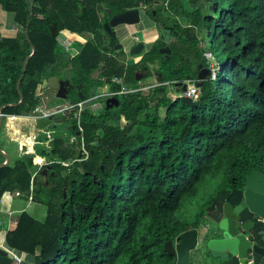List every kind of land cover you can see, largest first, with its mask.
Masks as SVG:
<instances>
[{"label": "trees", "instance_id": "trees-1", "mask_svg": "<svg viewBox=\"0 0 264 264\" xmlns=\"http://www.w3.org/2000/svg\"><path fill=\"white\" fill-rule=\"evenodd\" d=\"M124 1L125 9L145 0ZM0 10L13 15L19 30L0 35V109L6 106L0 166L7 162L5 154L10 160L0 168V208L6 193L47 208L43 220L38 209L22 211L17 228L6 234V248L26 255L27 264H175L181 234L199 228L206 215L220 219L227 202L243 203L251 170L264 172V0H165L155 8L156 16L153 10L148 15L165 30L163 38L175 36L173 53H160L168 46L162 39L141 61L146 70L157 68L163 85L148 94L114 95L120 104L112 109H86L72 122L71 144L54 141L50 153L46 148L25 157L17 152L18 138L11 139L7 152L1 137L4 131L23 135L21 127L32 124L20 116L40 104L45 76L70 80L69 100L79 103L82 95H97L108 78L137 87L138 66L122 69L110 57L116 42L99 33L103 22L98 12L81 0H0ZM63 32L95 39L72 44L69 53L58 39ZM34 49L19 104L18 84ZM103 70L101 79H93ZM202 70L210 77L194 106L170 98L164 84L177 83L172 87L179 90ZM110 84L112 91H120L121 86ZM28 136L30 141L32 125ZM83 141L89 157L76 163ZM45 162L52 163L42 168L48 170L47 182L39 174L31 193V181ZM221 172L227 180L196 223L182 220L177 209L197 196L207 176ZM261 231L264 223H258L256 232Z\"/></svg>", "mask_w": 264, "mask_h": 264}, {"label": "crops", "instance_id": "crops-1", "mask_svg": "<svg viewBox=\"0 0 264 264\" xmlns=\"http://www.w3.org/2000/svg\"><path fill=\"white\" fill-rule=\"evenodd\" d=\"M122 1H123V9H124L125 1L124 0H122ZM164 3H165V0H145L144 2L143 1L140 2L138 7L125 8V11L132 10V9H140V22L139 23L134 24V26H125V24H124V26L127 27V28H133V31L128 33L130 35L128 38H129V40L132 38L131 39L132 41H130V44H129L128 47L125 46V45H122L121 43L117 46V42L118 41H115V40H117V39L120 40V36L121 35L118 32V36L116 35L115 38H112V40L116 42L115 43L116 46L114 45V47H113L114 51L110 55V57L114 58L120 64V67L122 69L131 67V66L132 67L133 66L134 67L138 66L137 71L135 72V78H136V80L139 83L142 81L141 80L142 79L141 76H143V75L146 76L147 79L150 78V72L152 71V69H154L155 77L157 78L158 82L160 83V77L158 76V73L156 72L157 68L155 66L149 65L148 69L146 70V69L143 68L145 66L141 65V61H142L143 57L152 50V48L154 47V45L158 41L164 39V40H166V43L168 44L167 47H164V48H162V50H160V53H162L163 55H166V56H170L173 53L172 45H173V43L176 40L175 36L174 35L170 36L169 34H167V28H166L167 36H166V38H163V37H165V35H164L165 30L163 28H160L159 24L157 23V21L148 15V12L153 10V15L156 16L155 8H158V7L162 6ZM191 7H193V6L191 5ZM0 11H1L0 12V19H1L2 17L5 16L6 13L4 11L2 12V10H0ZM207 13H209V12L207 11ZM10 15H12V14H10ZM171 17H172V14L169 15V18H171ZM12 18H13V15H12ZM177 19L179 20L180 24H182L183 27H187L188 26V23L186 21H183V18H181L179 15H177ZM170 28H173L172 20H170L169 29ZM9 31L15 32V29H11ZM16 31L18 32L19 30L16 28ZM7 32H8V30L5 29L4 24H2L0 22V35L4 36V35H6ZM94 36L95 35H92V34H87L86 36H80L79 34H76V33H71V32H65L64 33L63 32L61 35H59L58 39H59V41L62 42L63 46H65L67 49H69V53H73L72 52L73 48L72 47L70 48V46L72 44H74L76 42H81L83 44H87V43H89V41L95 39ZM64 38L67 39L66 43H64ZM136 42H142V43H144L146 45L145 50L143 51V53L139 55V56H141V58L138 61L135 60V58L139 57V56L130 57L129 56V52L125 53V51L127 49L129 50L130 47ZM118 47H122V48L118 50ZM168 50L170 51L169 53H163V51L168 52ZM122 51H124L125 56H127V58H125L126 60L128 59L126 63H125V59H124V61H120V58H123V56L117 58ZM200 69H201V67H200ZM141 70H143L144 72H142ZM104 74H105V70L99 71L95 75H93V79L99 80V79H101L104 76ZM53 77H56V76H53ZM50 78H52V77H49V79ZM56 78H58V77H56ZM58 80H59V78H58ZM62 80H65L63 82L69 83V86L71 87L70 90L68 89L69 93H68V97L66 99L58 97V95H57L58 94V90L51 89L50 87L47 86L49 88V91L54 94V99L52 101H50V102L47 101L46 97H44V93H47L49 91L44 89V92L41 93L40 104L32 111L31 114L20 116V118L32 120V124L31 125H32V128H33V136L35 134H37L40 130L44 129L46 127V125H50L51 129L57 131V137H56L57 139H55V142L56 141H63L64 142V146H65V144H66V146H68L70 144V142L68 140L59 139V136L64 135L66 137L67 135H69L71 137L70 128L72 127V125H73L72 122L74 120H67V119H64L62 117H58V118L55 119L56 124H52V121H49V120H41V121H39L37 123L34 120V115H35L34 112H35V110L37 108L44 109V108H50V107H53V106H63V104H66V105H77V104H79L81 102H84V101H87V100H93V102L95 103V107H97V111L95 112L93 110L94 108H92V107H91V110H93V112H95V113H99V112L103 111V108L99 107V104L97 103V101H99L103 96H105V97L106 96H112V98H115V97H117L119 95L120 96L121 95H127V94H119V92H121L122 89H125V88L126 89H131V90H143L141 88V86H139V83H138L137 87H129V86H125L124 85L122 78L121 79H119V78H114V79L108 78L105 81V85H103L102 87L99 88L100 90H99L97 95H95V96H93L91 98H87V99L85 98V96L82 95L81 98H83V99H82L81 102L73 103L71 100H69L70 94L73 91V83L70 80H66V79H62ZM189 82H194V83L196 82L198 84L200 81L198 80V78H197L196 81H186V82H184L183 84L180 85L179 90L177 88L174 89V87H172L173 85H177V83H174V84L171 83L172 85L171 84H164V85H168L169 86L170 98L173 101H176V100H178V98L182 97V95L184 93L183 86L187 85ZM110 83H114V84H116L118 86H121V89H119L120 91L119 92L118 91L117 92L112 91ZM48 85H49V83H48ZM160 85H163V84H159L158 86H160ZM78 89H79V93H80L81 90H82L81 87H79ZM151 89H153V88H151ZM150 90H149V92H150ZM172 92L174 94H172ZM142 93H144V92H142ZM111 94H115L117 96H113ZM130 94H133V93H130ZM99 97H101V98H99ZM112 98H110V99H112ZM57 100H64L66 102L65 103H58ZM1 117L2 116H1V113H0V119H1ZM31 125H26V124L23 125V127H21L20 133L23 134V135H26L25 137L29 138L30 136H28V134H30ZM22 130H25V131H22ZM23 135H19V136L18 135H11L8 131L7 132L4 131V133H3L2 137H1V143L3 145V148L7 149V151L12 148L10 146L11 139L15 140V138L16 139L18 138V140L15 141L17 143V145H18L19 142H24ZM40 140L43 141L44 139L42 138ZM53 143L54 142L49 144V146H50L49 147V153L52 150V144ZM44 150H46L45 146L44 147L37 146L36 153H32V154L29 153V155H26V156H34V155L38 156ZM17 152L19 153V150H17ZM44 167H47V166H43L42 168H44ZM44 171L48 172L47 169H40L39 172L35 175V178L33 177L34 180L40 174L42 180L46 183L47 182V177H46L47 173L42 175V173ZM34 180L32 179V181H31V189H32L31 193L33 192V188H34ZM17 194H19V193H17ZM20 196H16L15 193H6L3 196L2 205H1V208H0V226L2 228V229H0L1 233L3 232V230H7V232L14 231L17 228V224H18V220H19L21 212L24 211V210H28L29 208L31 210H28V211L34 212V213L38 209V219L39 220H43L45 218L46 212H47V208H45L43 206L37 207L35 205V203L31 202V201H27V203L25 204L24 200L21 198L22 196L21 197ZM222 213H223V211H222ZM221 219H222V216L220 217V219L216 220L210 214V217L207 220H208V223L212 224V226H215V228L213 230L214 233L208 234L207 231H204V230L201 229L200 243H203V241L205 240L206 237L207 238L212 237L214 234L219 232V223H220ZM255 219H257L258 221L260 220L257 217H255ZM257 220H255L254 222L256 223ZM206 224H204V225H206ZM257 228H258V225L257 226L252 225V230H253L252 233L255 236H257V234L259 233V232H256ZM197 230H199V232H200L199 228H197ZM7 232L0 237V248L5 249V251L8 252L10 258L13 259L15 256L12 255V254L16 253V252L5 247L6 246L5 239H6ZM177 241H178V239H177ZM176 245H177V243H176ZM18 254H20L24 258L25 262L27 263V261H26L27 260V256L23 255L21 253H18ZM197 256H198V253L194 254V256H193L194 257L193 264H196V257ZM13 261H14L13 262V264H14L15 260L13 259ZM29 264H31V263L29 262ZM216 264H224V263H221V262L217 261Z\"/></svg>", "mask_w": 264, "mask_h": 264}, {"label": "water", "instance_id": "water-1", "mask_svg": "<svg viewBox=\"0 0 264 264\" xmlns=\"http://www.w3.org/2000/svg\"><path fill=\"white\" fill-rule=\"evenodd\" d=\"M208 11V10H207ZM32 15V8H31ZM140 22V9H132L122 12L117 15L111 24H108L107 28L112 29L118 26H134V24ZM30 21H28L29 27ZM28 34V31H27ZM116 35L113 33V38ZM146 45L142 42L134 43L129 49V56L136 57L143 53ZM122 47H118V50ZM163 51V53H169ZM33 54L27 59L25 64L24 74L19 81L18 87L21 92L20 85L23 82L28 68L30 59L34 56ZM127 56L120 58V61H124ZM210 77L208 70H203L199 76L198 87L202 88L204 82ZM49 87L54 90H58V97L66 99L68 97V86L69 83L59 81L58 78L52 77L49 79ZM187 90V86H183V91ZM22 100L19 104L24 101ZM119 101L116 98H112L107 103L112 101ZM181 101L189 106H194L195 102L188 98H182ZM16 104L15 106H18ZM118 104V103H117ZM13 106V105H10ZM1 108V121H0V135L4 124L3 109ZM7 158L6 164L0 166L5 167L10 163L9 157ZM44 171L42 175L46 174ZM1 185V180H0ZM67 197V193H66ZM243 203L238 206H233L231 203H226L223 208L222 219L219 223V232L214 234L212 237L205 238L203 243H200V232L197 229H190L178 238L176 245L177 259L175 264H193L194 254L198 253L196 257V264H216L217 261L229 264H264V231H261L257 236L253 235L252 225L253 221L247 218V211L249 214L263 220L264 222V172L252 169L250 174L247 176L244 182L243 191ZM13 259L10 258L9 254L5 249L0 248V264H13Z\"/></svg>", "mask_w": 264, "mask_h": 264}, {"label": "rangeland", "instance_id": "rangeland-1", "mask_svg": "<svg viewBox=\"0 0 264 264\" xmlns=\"http://www.w3.org/2000/svg\"><path fill=\"white\" fill-rule=\"evenodd\" d=\"M98 8H99V6H98ZM0 22L2 24H4L5 29L8 30L7 33H13V32H9V30H11V29H15V32H16V26H15V23L13 22L12 15L6 13L5 16L0 19ZM132 31H133V28H127V27L119 28L118 32L121 35L120 36V41H121L122 45H125L127 47L129 46L130 41H132L131 40L132 38L129 40L128 37L130 35L128 33L132 32ZM200 48H203V46L201 45ZM205 58L208 60V63H209V65L211 67H214L215 69H217V67H216L217 66V62L215 60H213L209 54H206ZM139 59L140 58H138V60ZM141 78H142L141 79L142 81L139 83V86H141V88L143 89V92L145 94H148L149 90L151 88H155V87H157L160 84L158 82L157 78L155 77L154 69H152V71L150 72V78L147 79V77L144 76V75L141 76ZM46 80H47V82H49V78L47 79L46 76H45L43 85L39 89L40 91H42L43 89H46L47 91H49V88H47ZM48 87H49V85H48ZM172 94H174V93L172 92ZM44 97H46V100L50 102V101H52L54 99V94L49 91L47 93H44ZM97 103H99V101H97ZM63 106H66V104H63ZM99 107L102 108V103H99ZM92 108H94L95 112L97 111V107H95L94 102L92 104ZM49 147L50 146H48L46 148H49ZM48 152L49 151H47V153ZM226 180L227 179H226L225 172L218 173L217 175H214V176L213 175L207 176L205 181H204V183L201 185L197 196L187 199L186 202L184 203V205L177 209V211H176L177 215L182 220H184L185 222H187V223H189L191 225H194L196 223V221L198 220L199 215L205 210L206 206L209 204V202L211 201L212 197L216 194V192L218 191L220 186L223 185V183ZM28 210H31V209L29 208ZM209 217H210V214L206 215V217L201 220L203 222L202 224L208 223L207 219ZM6 232H7V230H3L2 233L0 232L1 233L0 237L2 235H4ZM12 255H14L15 257H17V258L22 260L20 264H27L25 262L24 258L20 254L13 253ZM14 264H18V263L15 262Z\"/></svg>", "mask_w": 264, "mask_h": 264}, {"label": "built area", "instance_id": "built-area-1", "mask_svg": "<svg viewBox=\"0 0 264 264\" xmlns=\"http://www.w3.org/2000/svg\"><path fill=\"white\" fill-rule=\"evenodd\" d=\"M67 42V39L64 38V43ZM213 78H215V71H213L212 74ZM198 84L195 82H189L186 86H187V90L183 93L182 97L180 98H188L191 99L193 102H197V100L200 97V93H201V88H199L197 86ZM143 90H131V89H122L121 92H119V94H137V93H142ZM111 95H115V94H111ZM178 98V99H180ZM91 103V104H90ZM93 104V100H87L84 102H81L77 105H66V106H53L50 108H37L34 112V120L35 122H39L41 120H49L52 121V124H56L55 119L58 117H62L64 119L67 120H75L77 118H80V116L82 115V113L92 107ZM80 135H83L84 130L82 129V125L80 122ZM25 131V130H22ZM26 135H23L24 137V142H19L18 145H20V151H19V156L20 157H25L26 155H29V148H30V143H32V149H33V153H36V148L37 146L40 147H46L48 145V143H52L55 141V139H57V131L53 130L50 128V125H46V127L42 130H40L37 134H35L33 137L30 138V141H28V138L25 137ZM44 139L43 141L40 139ZM59 139H64V140H68L70 142V144L72 143V137H70L69 135H67L66 137L64 135L59 136ZM89 157V152L88 149L85 145V141H83V147H82V154H81V159L76 161L77 162H85ZM52 164V163H50ZM48 163H43L41 165V169L43 166H48L50 165ZM35 178V176H34ZM33 178V180H34ZM32 191V189H31ZM16 196H20V194H15ZM29 201H32L31 199ZM15 260L16 263L20 264L21 263V259L14 257L13 258Z\"/></svg>", "mask_w": 264, "mask_h": 264}, {"label": "flooded vegetation", "instance_id": "flooded-vegetation-1", "mask_svg": "<svg viewBox=\"0 0 264 264\" xmlns=\"http://www.w3.org/2000/svg\"><path fill=\"white\" fill-rule=\"evenodd\" d=\"M82 4H84L85 6H91V9H94L98 12L102 22H103V29L99 32L101 33L104 37H106L107 39H110L112 40L113 38V33H115V35L118 36V30L119 28H122V27H125V26H118L116 28H112V29H109L107 28L108 24H111L112 23V20L119 14H121L123 11H125V9H123V1L121 0H81ZM99 6V8H98ZM95 37V36H94ZM113 41V40H112ZM115 41H118L117 42V46L121 43L120 40H115ZM116 46V45H115ZM129 50L127 49L125 51V53H128ZM125 53L124 51H122L119 56H125ZM141 58V57H140ZM128 60V59H127ZM127 60L125 59V63L127 62ZM135 60L138 61V58H136ZM142 72H144L143 70H141ZM140 74V73H139ZM138 74V75H139ZM140 76V75H139ZM59 81H65V80H62V79H59ZM68 89L70 90L71 87L68 86ZM101 98V97H99ZM112 98V96H103L100 100H99V103H102V108L103 109H112L114 107H117L119 106L120 104V101H112V102H109L107 103V101ZM116 99H118V97H115ZM98 103V104H99ZM118 103V104H117ZM95 104V103H94ZM245 214H247V218L248 219H251L253 221V225L257 226L258 223H264L263 220H257L256 223L254 222L255 221V216L253 215L252 217H249L248 216V212L245 211ZM201 223V225L199 226V229H200V234H201V229L204 230V231H207L208 234H212L214 233L213 230L215 228V226H212V224L210 223H207L206 225H204ZM204 228V229H203ZM191 229H194V228H191ZM197 229V228H195ZM216 230V229H215ZM229 264H234V263H229Z\"/></svg>", "mask_w": 264, "mask_h": 264}, {"label": "bare ground", "instance_id": "bare-ground-1", "mask_svg": "<svg viewBox=\"0 0 264 264\" xmlns=\"http://www.w3.org/2000/svg\"><path fill=\"white\" fill-rule=\"evenodd\" d=\"M140 57H141V56H139V57H136V58H140ZM136 58H135V59H136Z\"/></svg>", "mask_w": 264, "mask_h": 264}]
</instances>
